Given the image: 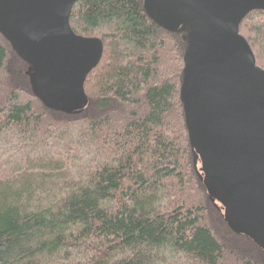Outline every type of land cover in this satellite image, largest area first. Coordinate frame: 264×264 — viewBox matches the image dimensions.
Returning <instances> with one entry per match:
<instances>
[{"label": "trees", "instance_id": "16d2710c", "mask_svg": "<svg viewBox=\"0 0 264 264\" xmlns=\"http://www.w3.org/2000/svg\"><path fill=\"white\" fill-rule=\"evenodd\" d=\"M69 26L102 45L86 105L62 112L0 35V264H264L211 199L179 90L187 25L141 0H80ZM264 70V12L239 25Z\"/></svg>", "mask_w": 264, "mask_h": 264}, {"label": "water", "instance_id": "95a60500", "mask_svg": "<svg viewBox=\"0 0 264 264\" xmlns=\"http://www.w3.org/2000/svg\"><path fill=\"white\" fill-rule=\"evenodd\" d=\"M80 0H0V35L32 70L35 92L62 112L86 105L84 82L102 45L69 26ZM160 28L187 25L180 99L208 196L264 253V71L239 34L264 0H141Z\"/></svg>", "mask_w": 264, "mask_h": 264}, {"label": "rangeland", "instance_id": "374dc122", "mask_svg": "<svg viewBox=\"0 0 264 264\" xmlns=\"http://www.w3.org/2000/svg\"><path fill=\"white\" fill-rule=\"evenodd\" d=\"M198 163H199V161H198ZM199 168H200V164L198 165V171H199ZM199 173H200L201 177H203L200 171H199ZM216 203H217V202H216ZM217 204H218V203H217ZM218 206L220 207L221 212H223L222 207H221L219 204H218ZM223 214H224V213H223Z\"/></svg>", "mask_w": 264, "mask_h": 264}, {"label": "bare ground", "instance_id": "6f19581e", "mask_svg": "<svg viewBox=\"0 0 264 264\" xmlns=\"http://www.w3.org/2000/svg\"><path fill=\"white\" fill-rule=\"evenodd\" d=\"M255 64H256V62H255ZM257 66V65H256ZM258 67V66H257ZM261 69V68H260ZM264 71V70H263ZM180 88H181V86H180ZM179 93H180V90H179Z\"/></svg>", "mask_w": 264, "mask_h": 264}]
</instances>
